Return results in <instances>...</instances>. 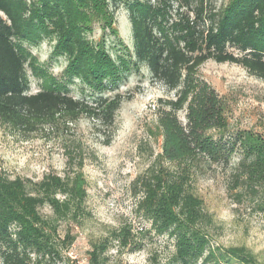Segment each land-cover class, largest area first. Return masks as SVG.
I'll return each mask as SVG.
<instances>
[{
    "label": "trees",
    "instance_id": "1",
    "mask_svg": "<svg viewBox=\"0 0 264 264\" xmlns=\"http://www.w3.org/2000/svg\"><path fill=\"white\" fill-rule=\"evenodd\" d=\"M110 6L127 11L132 37V53L114 59L104 39L93 43L86 37L94 20L116 35ZM45 37L56 40L52 55L67 58L65 79L45 78L46 85L32 94L25 70L32 57L24 45H36ZM131 58L174 95L156 118L162 139L158 158L172 170L160 168L154 159L137 177L141 196L136 213L150 223L149 233L173 242L169 264H264L245 246H211L204 226L212 217L192 186L197 172L220 168L228 172V190L242 191L239 198L247 193L264 209V137L251 131L229 133L217 93L193 77L196 67L213 61L235 64L264 81V0H227L218 8L206 0H0V122L32 130L31 118L86 113L110 132L120 96L102 94L88 106L84 99H73L65 84L78 80L99 93H112ZM179 112H184L183 119ZM71 160L74 169L63 177L46 175L26 184L0 176L1 264L60 259L52 226L75 218L87 197L82 161ZM44 207L52 220L41 216ZM129 232L123 227L93 243L88 264H105L102 255L110 240L124 247ZM72 240L65 236L61 243L67 247Z\"/></svg>",
    "mask_w": 264,
    "mask_h": 264
},
{
    "label": "rangeland",
    "instance_id": "2",
    "mask_svg": "<svg viewBox=\"0 0 264 264\" xmlns=\"http://www.w3.org/2000/svg\"><path fill=\"white\" fill-rule=\"evenodd\" d=\"M206 1L215 8L227 3V0ZM112 9L110 6L107 11L113 13L116 35L103 30L102 21L94 20L92 33L86 37L93 43L104 39L105 49L114 59L132 53V37L127 11L123 7ZM55 44V38L45 37L36 45H24L32 57L25 69L32 94L46 85L45 78L58 82L65 79L62 73L67 58L52 55ZM131 59L128 71L122 73V82L112 87L116 88L112 93L108 89L99 93L78 80L65 84L73 99H84L88 106L102 94V97L120 96V108L110 132L86 113H60L44 120L31 118L32 125L28 127L32 130L0 122V176L35 183L46 175L63 177L74 169L70 158L82 161L88 184L86 200L75 218L52 226L60 259L44 264H88L92 244L123 227L130 231L127 244L123 247L110 240L102 255L105 264H169L173 242L166 235L149 233L150 223L136 213V201L141 194L137 193L140 189L135 181L154 159L160 168H172L161 165L158 158L162 139L157 134L156 118L158 109L165 107V101L174 95L155 83L145 66ZM193 77L204 80L217 93L229 133L251 131L264 137L263 80L235 64L213 61L196 67ZM178 116L183 119L184 112ZM228 176V172L216 168L197 172L192 182L204 211L212 217V223L204 226L210 244L219 248L245 246L264 262V209L259 210L257 200L247 193L243 192L239 198L237 194L242 191L228 190ZM40 214L45 220L53 219L48 207L40 209ZM65 236L73 238L70 246L63 247Z\"/></svg>",
    "mask_w": 264,
    "mask_h": 264
}]
</instances>
